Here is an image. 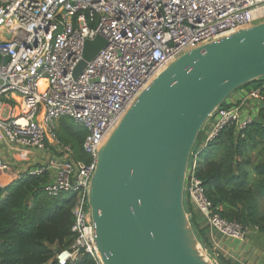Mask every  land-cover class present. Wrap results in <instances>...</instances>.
Instances as JSON below:
<instances>
[{"label": "built area", "instance_id": "2783aa9c", "mask_svg": "<svg viewBox=\"0 0 264 264\" xmlns=\"http://www.w3.org/2000/svg\"><path fill=\"white\" fill-rule=\"evenodd\" d=\"M261 22L264 0H0V145L44 160L20 173L47 174L48 197H74V241L57 252L58 264L82 254L101 264L87 190L100 146L137 96L186 51ZM97 37L105 46L74 77L84 43ZM261 88L240 90L237 100L211 114L185 173L183 198L208 228L203 247L214 264L226 257L216 233L243 242L258 229L217 213L195 175L197 156L226 128L244 136L263 100ZM65 119L82 128L87 163L59 139L57 125ZM3 160L0 152V179Z\"/></svg>", "mask_w": 264, "mask_h": 264}, {"label": "water", "instance_id": "95a60500", "mask_svg": "<svg viewBox=\"0 0 264 264\" xmlns=\"http://www.w3.org/2000/svg\"><path fill=\"white\" fill-rule=\"evenodd\" d=\"M104 46L86 41L73 76ZM259 78L264 22L186 51L137 96L100 146L87 190L101 264H214L185 210V173L211 114Z\"/></svg>", "mask_w": 264, "mask_h": 264}, {"label": "trees", "instance_id": "16d2710c", "mask_svg": "<svg viewBox=\"0 0 264 264\" xmlns=\"http://www.w3.org/2000/svg\"><path fill=\"white\" fill-rule=\"evenodd\" d=\"M258 87H262L264 100V78L254 80L240 90ZM258 111L242 138L235 134L233 127L224 129L208 146L210 149L197 156L194 171L202 182L206 197L223 219L256 226L264 233L261 205L264 202V160L251 163L247 155L249 144L264 139V110ZM63 121L60 124L65 137L57 132L59 139L72 148L78 160L87 163L89 157L81 151L84 132L63 126ZM202 137L203 130L196 144ZM47 182V174L20 173L9 184H0V264H58L55 260L57 252L73 243L70 227L74 197L70 194L48 197L42 190ZM184 206L194 235L202 246H207V226L203 225L200 214L191 204L185 201ZM66 264L95 263L91 256L82 254L75 262ZM218 264L239 263L220 257Z\"/></svg>", "mask_w": 264, "mask_h": 264}, {"label": "crops", "instance_id": "0c3cea01", "mask_svg": "<svg viewBox=\"0 0 264 264\" xmlns=\"http://www.w3.org/2000/svg\"><path fill=\"white\" fill-rule=\"evenodd\" d=\"M245 89V88H244ZM241 91H239L240 93ZM239 93L237 94H232L227 101L228 102H233L238 99ZM10 103V101H8ZM11 104H14L17 108L18 103L17 101H12ZM6 113H4L5 115ZM1 147V145H0ZM5 151H9L10 154H13L11 152H15L19 149H4ZM1 152V150H0ZM32 151L28 149H24L21 151L20 156L23 158H26V160L22 162H27L30 158L28 154H30ZM2 154V152H1ZM8 156V155H7ZM16 157V155H15ZM4 163L7 164V159L8 158H3ZM6 160V161H5ZM10 165V164H9ZM34 165V164H33ZM32 165H27L25 166L20 165V170L22 171L23 169H26ZM12 170L11 169H3L1 179L2 181L4 180L5 183H2L0 179V184L2 183L3 185L9 184L12 182L14 179L13 178L16 176V164L13 165ZM23 172V171H22ZM18 173V172H17ZM264 204V202H262ZM215 239L221 242V246L223 248V251L226 254V257L239 263V264H264V233L258 231V230H253L251 229L249 234L247 235V238L243 242L235 241V240H229L226 238H222L219 234H215Z\"/></svg>", "mask_w": 264, "mask_h": 264}, {"label": "rangeland", "instance_id": "374dc122", "mask_svg": "<svg viewBox=\"0 0 264 264\" xmlns=\"http://www.w3.org/2000/svg\"><path fill=\"white\" fill-rule=\"evenodd\" d=\"M239 90L240 89H237L232 94L239 93ZM11 105L14 106V104H11ZM14 107H16V106H14ZM17 108H18V106H17ZM246 109L249 110L250 109L249 106H246ZM256 110L257 111L255 113H257V112L259 113L258 106H256ZM63 122L65 123V125H63V126H69V127L73 128L75 131H81L82 130L81 127L76 126L75 123L72 120H70V119H65ZM57 128H58V134L59 135H64V137H65V134H63V128H62L61 124L57 125ZM249 145L247 147L248 148L247 155H248V157L250 156V162L251 163H256V162L263 161L264 160V139L261 140L260 143L258 142V143H255V144H251L250 146ZM4 149L5 148H3L2 146L0 147V150L2 152V156H3V158H8L7 159L8 163L4 164V168L3 169H6V168L7 169H11V171L14 172V170H12V168H13V165L16 164V176L13 177V178H17V176L20 174V172H22L20 170V168H21L20 165H22V166L23 165L25 166V164L32 165V166L28 167V168L32 169V168H34L33 167L34 165L36 167V163L44 161L43 159H39V156H38L37 153L31 152L30 154H28L30 156L29 160L25 163V162H22V161L26 160V158H23L22 156L19 157L21 151H23L24 149L20 148L19 150L16 151V153L15 152H11L13 154H10L9 151H5ZM208 149H210V147L207 148V150ZM192 151L199 152V144L198 145L195 144ZM15 155H16V157H15ZM1 181H2V179H1ZM2 183H5V181L3 180ZM261 205H262V210H264V204L262 203ZM185 206L187 208V204L186 203H185ZM204 246H205V248H207V246L205 244H204Z\"/></svg>", "mask_w": 264, "mask_h": 264}]
</instances>
